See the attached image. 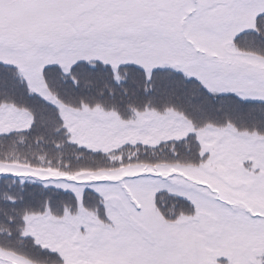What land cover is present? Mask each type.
Instances as JSON below:
<instances>
[{"label": "snow or ice", "instance_id": "1", "mask_svg": "<svg viewBox=\"0 0 264 264\" xmlns=\"http://www.w3.org/2000/svg\"><path fill=\"white\" fill-rule=\"evenodd\" d=\"M0 264H264V0H0Z\"/></svg>", "mask_w": 264, "mask_h": 264}]
</instances>
